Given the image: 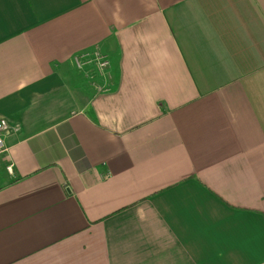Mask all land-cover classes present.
I'll return each instance as SVG.
<instances>
[{
	"label": "crops",
	"instance_id": "obj_1",
	"mask_svg": "<svg viewBox=\"0 0 264 264\" xmlns=\"http://www.w3.org/2000/svg\"><path fill=\"white\" fill-rule=\"evenodd\" d=\"M1 118L0 264H264V0H0Z\"/></svg>",
	"mask_w": 264,
	"mask_h": 264
},
{
	"label": "built area",
	"instance_id": "obj_2",
	"mask_svg": "<svg viewBox=\"0 0 264 264\" xmlns=\"http://www.w3.org/2000/svg\"><path fill=\"white\" fill-rule=\"evenodd\" d=\"M76 67L79 70H82L85 66H94L98 73H104L108 68V60L101 53H95L94 58H90L87 55L78 56L75 60ZM85 69V68H84ZM9 129V124L6 119H0V153L5 151V142L4 136Z\"/></svg>",
	"mask_w": 264,
	"mask_h": 264
},
{
	"label": "rangeland",
	"instance_id": "obj_3",
	"mask_svg": "<svg viewBox=\"0 0 264 264\" xmlns=\"http://www.w3.org/2000/svg\"><path fill=\"white\" fill-rule=\"evenodd\" d=\"M76 67V66H75ZM76 71H79L78 74H82L89 77H93L95 73H98V71H96V67L95 65L92 67L91 65L87 68H83L82 70L77 69L76 67Z\"/></svg>",
	"mask_w": 264,
	"mask_h": 264
}]
</instances>
